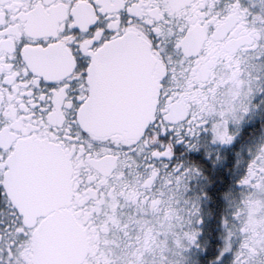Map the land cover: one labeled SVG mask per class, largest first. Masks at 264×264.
Segmentation results:
<instances>
[{"label":"snow or ice","instance_id":"snow-or-ice-1","mask_svg":"<svg viewBox=\"0 0 264 264\" xmlns=\"http://www.w3.org/2000/svg\"><path fill=\"white\" fill-rule=\"evenodd\" d=\"M0 264H264V0H0Z\"/></svg>","mask_w":264,"mask_h":264},{"label":"flooded vegetation","instance_id":"flooded-vegetation-1","mask_svg":"<svg viewBox=\"0 0 264 264\" xmlns=\"http://www.w3.org/2000/svg\"><path fill=\"white\" fill-rule=\"evenodd\" d=\"M213 51L214 49H209V55H211Z\"/></svg>","mask_w":264,"mask_h":264}]
</instances>
